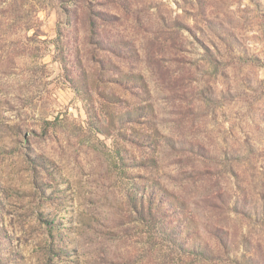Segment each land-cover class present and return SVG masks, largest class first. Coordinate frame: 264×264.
<instances>
[{
	"label": "rangeland",
	"instance_id": "rangeland-1",
	"mask_svg": "<svg viewBox=\"0 0 264 264\" xmlns=\"http://www.w3.org/2000/svg\"><path fill=\"white\" fill-rule=\"evenodd\" d=\"M0 264H264V0H0Z\"/></svg>",
	"mask_w": 264,
	"mask_h": 264
},
{
	"label": "trees",
	"instance_id": "trees-1",
	"mask_svg": "<svg viewBox=\"0 0 264 264\" xmlns=\"http://www.w3.org/2000/svg\"><path fill=\"white\" fill-rule=\"evenodd\" d=\"M141 204H142V207H144L143 212H146L145 211V206L147 204V209H148L149 213L151 215H157V216L162 215V213H164V212H166L168 214L169 211L171 210V208H173L170 205L168 207L165 205L164 201L162 200V196H160V192L158 190H156V191L154 190V192H152V194H151V196H149V198H142V203ZM162 224H163V225H161L162 228H164L166 230H171V228L168 227V224H164V223H162ZM186 230L190 231V225H188L186 227ZM175 235H176V237H179L180 233L176 232ZM176 237H174V238H176ZM187 239H188V241H191V238L188 237ZM180 241H182L181 244L185 245V247H188V249L193 248L191 250L194 251V252L198 249L196 247L197 244H195V243L193 244V246H186V244H187L186 240H180Z\"/></svg>",
	"mask_w": 264,
	"mask_h": 264
}]
</instances>
